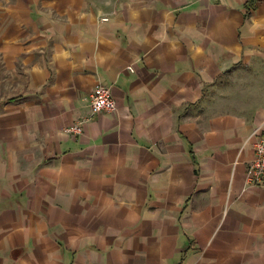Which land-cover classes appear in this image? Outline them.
<instances>
[{"label": "crops", "instance_id": "0c3cea01", "mask_svg": "<svg viewBox=\"0 0 264 264\" xmlns=\"http://www.w3.org/2000/svg\"><path fill=\"white\" fill-rule=\"evenodd\" d=\"M262 124L264 0H0V264H264Z\"/></svg>", "mask_w": 264, "mask_h": 264}, {"label": "built area", "instance_id": "2783aa9c", "mask_svg": "<svg viewBox=\"0 0 264 264\" xmlns=\"http://www.w3.org/2000/svg\"><path fill=\"white\" fill-rule=\"evenodd\" d=\"M217 2L219 0H211ZM101 20H108V16H103ZM128 69L133 70L132 66H128ZM117 104L113 97L110 86L104 84H97L90 98V114L87 116L80 117L77 121L65 127L64 131L68 134H81L84 131L86 123L91 118L100 112H112L116 110ZM256 140L254 142L255 147V158L250 164L247 180L249 183L264 184V124L259 127L256 132Z\"/></svg>", "mask_w": 264, "mask_h": 264}]
</instances>
